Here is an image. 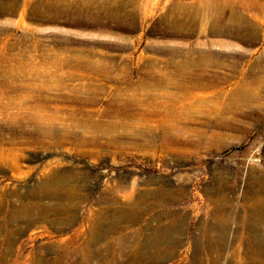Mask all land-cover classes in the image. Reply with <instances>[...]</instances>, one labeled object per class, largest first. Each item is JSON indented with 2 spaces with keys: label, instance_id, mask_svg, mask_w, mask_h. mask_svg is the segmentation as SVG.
Segmentation results:
<instances>
[{
  "label": "rangeland",
  "instance_id": "1",
  "mask_svg": "<svg viewBox=\"0 0 264 264\" xmlns=\"http://www.w3.org/2000/svg\"><path fill=\"white\" fill-rule=\"evenodd\" d=\"M262 62L264 0H0V264H101L119 235L117 264H264ZM43 185L83 198L67 211ZM109 186L126 216L85 250Z\"/></svg>",
  "mask_w": 264,
  "mask_h": 264
},
{
  "label": "bare ground",
  "instance_id": "2",
  "mask_svg": "<svg viewBox=\"0 0 264 264\" xmlns=\"http://www.w3.org/2000/svg\"><path fill=\"white\" fill-rule=\"evenodd\" d=\"M258 67H259L260 70L264 71V62L260 63L257 66V68ZM57 178H71V176L68 173H63L62 176H59ZM256 186L257 187H256V189L253 192L257 196V198H256L255 204L253 205V209H254L255 213L259 214L260 220H262V222L264 224V176L261 177V180L260 181H257ZM120 188L121 187L119 186L118 189L115 190V188L109 186L107 188V190H104V192H103L104 196H102L103 199H104L103 201H106L107 203L110 202V204H113V205L116 204L117 207L115 206V208L112 209L111 208L112 205H111L110 206L111 209L108 208V207H104L103 209L91 210L88 213V216H87L88 226L84 230V232L87 233V239H86V241H84V245H85L84 248L85 247H90L91 244L94 241H96L98 238L101 237V235H102L101 233L102 232H100V231L102 230V228H106L107 227L108 229H110V228L113 227L112 225H107L106 222H104L107 218L113 216L117 221H120V220L123 219L124 216H126V214L123 213V210H122V203H123V201H121V197H125V196L124 195L123 196L121 195ZM77 191H78L77 190V187H74V186L73 187H67V188L65 187L63 190L62 189L60 190V188H58V189H50L46 185H43L42 188L40 189V192L42 194L49 195L50 197L56 198L57 204H60V205L65 204V203L69 204V208H68V206H65L64 207V210H67V211L71 209L70 208L71 206H73L74 204H76L78 201H80L83 198L82 196H80L78 194ZM132 192H134L133 189H131L129 191L128 196H127L128 199L130 198V200H131L130 203L137 204V203L145 202V200L143 198L135 197L133 199L132 196H131V193ZM160 194H161V191L158 190V189H154V190L153 189L152 190H144V191H141L140 192V195H142V196H146V195L159 196ZM124 201H126V200H124ZM226 201H227L226 198L223 197V196L222 197H219V198H214L213 199L214 207L217 208L219 206V204H225ZM23 206L21 208L15 207L14 210L21 209V211H27V210L29 211L28 208H30V206L29 207H27V206H24L23 207ZM62 208H63V206L62 207H57L58 210H62ZM112 210H114L115 212L112 211ZM112 212H114V213H112ZM132 212L134 213V211H132ZM164 213L166 214V212H164ZM166 215L169 216L170 213L169 214L167 213ZM73 216L74 215H72V214L69 215L67 217L68 220H71L73 218ZM222 217L229 218L230 216L228 214L226 216H222V215L219 216V215H216V214H212L211 215L212 222H207V223L203 224L202 232L204 233V235H206V233L209 230H213L212 228H214V226H216V224L219 222L220 223V226H219V229L216 228L217 229L216 234L219 235L221 237V239L223 240V243H222V248H223L224 247V244H225V236H226V232H227V229H228L229 224H227V220H225V219L223 220ZM174 218H175V216H173L172 218H170L169 219L170 222L167 225H160L158 227V229H159L158 232H157L158 233V235H157L158 237L156 238L157 247H158V244H162V243H164L166 241L169 242V241L173 240L172 238L169 237L170 236L169 235V231L173 227H176V221L174 222ZM256 220H258V219H256ZM12 221H13V219H12ZM146 225H144V226H146ZM148 225H149V223H148ZM177 225H178V223H177ZM140 228L141 229H144L142 227H140ZM104 233L106 234V232H104ZM155 236H156V234H155ZM124 238L125 237L123 235H119L117 238L112 239V240H108L106 242L103 251L107 255H109L110 258L105 259L103 262H101V264H117V262H119L117 260V258H118L117 255L124 249L122 247V245H123V243L125 241ZM251 242H252V245L254 244V245H257V247H258L259 246L258 244H261V243L264 244V238H262L260 236L259 237L258 236H255L254 239L251 240ZM171 243H172V241H171ZM210 245L213 246V247L219 246L215 241H212ZM159 248H161V247H159ZM249 248L251 249L250 252L253 254V252L255 250L254 247L251 246ZM85 250H86V248H85ZM255 252L257 253V251H255ZM163 253H164V255H159L158 254L159 256H155L157 261H160V259H163L165 257V251ZM86 255H87L86 256V260L87 259L90 260L95 255L96 256H99L100 255V251L98 250V251H95L93 253L92 250L89 249V251H88V253ZM135 256H136V252L135 251H132V253H131V255L129 257L133 258ZM217 259H219V258H216L215 259V262L218 261ZM85 263L88 264L89 261L88 262H85ZM259 263L260 262H257V261L252 260V259L251 260L249 259V261H248V264H259ZM71 264H80V263L78 262V260H75Z\"/></svg>",
  "mask_w": 264,
  "mask_h": 264
}]
</instances>
